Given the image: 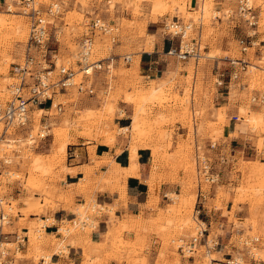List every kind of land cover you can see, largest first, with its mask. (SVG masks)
I'll list each match as a JSON object with an SVG mask.
<instances>
[{"label":"rangeland","instance_id":"rangeland-1","mask_svg":"<svg viewBox=\"0 0 264 264\" xmlns=\"http://www.w3.org/2000/svg\"><path fill=\"white\" fill-rule=\"evenodd\" d=\"M40 1L46 5L50 2V0ZM151 1H153L155 13L158 11L162 14L169 11V9L170 12H173V7H171L172 9L165 8L167 4L163 0ZM172 1L174 4L179 5L182 12L180 17L185 23L192 22L194 24L196 22L198 24L201 20L204 23L202 34L203 57L198 61L199 63L194 58L181 60V63L185 65H180V69L189 72V75L181 81L185 85L182 96L178 91L176 93L170 91L171 89L169 88L173 87L174 81L171 84H168L167 81L158 84L157 80L152 79L155 76L148 74L142 68L140 58L136 55L139 50L137 48L138 45L135 46L133 41L146 38L148 42L150 36L144 30L141 22L130 21L116 15V4L122 2V0H111L109 2L108 0H98L96 4L93 3L94 0H60L63 15L54 19L55 26L52 27L53 32L57 31L59 41L53 40L50 45V52L55 50V54H58L59 57V63H71L78 69L76 59L81 38L88 29L87 24L94 17L99 16L108 21L113 30L108 33L97 31L92 59H101L104 67L107 64H111L110 72L108 73L107 70L103 69L91 77L96 88L94 94L86 91L81 92L76 86L66 93H59L55 98V103L62 102L64 104L62 112H57L55 106L50 109V102L45 105H32L31 115L33 122L29 131L26 129L16 130L11 134L3 135L2 126H0V197L4 200L3 207L9 215L16 214L18 211L17 202L10 201L5 196L9 183L21 180L24 182L25 188L32 191V193L39 191L47 197L54 195L55 191L60 189L59 182L62 179L61 173L65 169L64 161L68 156L69 143L76 142L79 138L99 140L101 138L106 139L107 135H109L115 141L116 136L119 134L132 136L131 158H134L137 156V142L157 141V137L162 141L169 140L173 129H169L168 126L178 120L183 123L187 130L186 135L182 139L183 144H181L183 151L177 161V165L183 171L181 191L169 193L170 202L172 203L169 204L166 214L162 211L159 216L152 217L151 221L153 222L151 224H142L137 221L132 222L131 225L126 221L118 224L114 230L118 235L114 243L122 250L123 247L129 245L122 238L125 230H134L139 233L147 231L159 233L162 237V248L160 255L157 256V264L169 262L168 258L172 259L170 264H221L220 261L225 262L227 259L232 258L231 256H221L217 252V250L222 248L221 243L212 248L211 252H208L206 246L203 245L205 243L204 238L201 243H198L196 251L191 255L185 254L180 248L182 240L190 241L193 236L198 235L201 225L207 227V224L202 220V213L198 216L195 211V207L199 204V189L202 188L204 192H211L214 184L219 181L211 183L206 181L204 176L199 173L196 149L199 146L200 153L207 155L211 160L212 167L215 170H219V166L214 160V151L223 153L219 140L222 135L221 126L227 120L226 115L220 111L217 122L207 121L205 117L206 108L202 107L200 102V97L203 93V81L199 78L195 85L194 77L197 70L202 72L210 68L207 60L209 55L213 57L217 54H227L237 58L242 56V52L245 53L249 50L251 60L243 74L247 75L251 90L257 87L264 88V71L260 70L259 67L257 68V65L264 64V59L262 61L254 59L253 55L256 48H247L246 51H243V44L241 43V40H244L247 46L250 45L251 37L255 34V28L259 27V31L264 32V2L263 0H251L256 12L259 4H262L263 8L258 24L251 27L238 13L239 1L235 6H228L224 14L215 9L214 0H204L198 12L188 14H186V0ZM131 2L134 3V0ZM206 4L207 9L204 6ZM93 9H97L96 12ZM140 11V5L135 4V16L140 15L142 12ZM214 17L235 20L238 24L234 27L236 29L235 35L232 42L229 43L230 50L214 49L210 53H206L205 47L208 44L210 34L213 32L211 24ZM0 18V97H6L8 86L13 81L11 71L13 63L21 62L24 57L30 34V21L26 15L21 13L19 8L14 12H8L4 5L0 7ZM173 18V14L165 19L160 18L163 28L165 22ZM130 29L137 30L132 32ZM191 35L194 37L197 32L193 29ZM114 37L116 38L115 41ZM122 37L123 40L125 39L124 42H121ZM147 42L145 47L146 50H149ZM119 45H121L122 50L114 52V49ZM126 55H131V61H125L124 57ZM80 80H82V73H78L76 77L77 82ZM209 86L206 87L208 93L212 89ZM212 91L215 90L212 89ZM262 95L264 94L253 95V92H250L249 103L264 101L260 99ZM255 96L259 100H254L253 97ZM193 101H195V107ZM128 103L134 106V122L131 130L121 128L118 124V116L126 115L120 107L125 108V105L122 104ZM40 107H45L46 109L39 111L38 108ZM249 108H241L239 115L249 119L252 130L259 135L258 148L262 151L264 150V137L262 135V132H264V121L261 116L255 113H250L251 115H249ZM45 113L48 116H45ZM45 121L50 123L49 136L38 144H32L29 133L37 134L41 123ZM57 130H64L67 133V141L66 139L64 141L65 137L59 139ZM206 137L210 140L209 142L206 144L200 142L197 145V138L202 140ZM60 141L67 143L65 151L60 146ZM212 141L217 142L219 145L215 150L209 145ZM60 147L61 151L59 150ZM156 147L157 145L154 148L155 154H157ZM245 160L247 159H242L241 164L238 166L243 176L238 187L235 188L234 201L235 203L242 201L250 204V218H247L242 224L245 227L244 232L235 237L238 241V252L234 254L233 258L247 264L249 263L248 257H251L252 254L256 258H264V223H259L257 218L260 214L264 216V207H262L264 206V165ZM124 169L128 172V168ZM218 186L217 199L222 198L225 194L229 197L228 191H225L226 188L222 185L220 186V184ZM47 197L45 201L49 203L50 200ZM39 200L34 199L33 195L28 198L27 210L41 212L44 205H41ZM235 209L236 205L231 210V216L235 215ZM98 210V207H93V205L89 204L79 206V217L84 219L88 216V224L82 228L81 225L64 221L60 225V234L70 237L84 231H90L96 224L94 215ZM235 220L239 223L238 218ZM52 222L53 219L49 221L39 220L36 227L42 230L43 225ZM237 226L239 225L237 224ZM63 227L69 228V232L64 231ZM4 230L10 232L8 224L4 227ZM216 230H212L209 235L211 244L217 239L218 233L222 231L220 227L216 228ZM40 235L41 233L39 232L37 236ZM246 237H259L260 240L249 248L243 244V239ZM15 245L14 243L7 244L8 247ZM145 246V243L141 245V249H144ZM137 253L136 251L135 255H127L129 262L132 264H147L149 257L146 255L138 256L136 255ZM165 253L168 254L167 257ZM115 257L118 260L123 259L119 255Z\"/></svg>","mask_w":264,"mask_h":264},{"label":"crops","instance_id":"crops-1","mask_svg":"<svg viewBox=\"0 0 264 264\" xmlns=\"http://www.w3.org/2000/svg\"><path fill=\"white\" fill-rule=\"evenodd\" d=\"M131 1L122 0L117 3L116 15L130 21L141 22L150 36L148 42L146 38L133 41L135 46L138 45L139 50L136 55L140 58L142 68L148 74L155 76L152 79L157 80L158 84L163 81L171 84L174 81L173 87L169 88L170 91L174 93L178 91L182 96L185 85L181 81L189 75V72L182 71L180 65L185 64L169 54L168 51L178 45L179 39L166 35L160 22V18H168L172 14L173 19L184 21L180 17L182 12L179 5L174 4L172 0H163L167 4L165 8L173 7V12L169 9L161 14L158 11L154 12L151 0H134V3ZM203 1L186 0V14L198 12ZM214 1L215 9L224 14L228 6H235L239 0ZM97 2L98 0H94L93 3ZM135 4H139L142 11L138 16H135L134 12ZM2 5L3 0H0V7ZM261 5L259 4L257 9L258 22L263 11ZM94 10L96 12L97 9ZM236 24L238 23L235 20L214 17L211 24L213 32L210 34L205 52L210 53L214 49L230 50L229 43L235 35ZM258 28L254 30L255 36L251 37L248 49L255 47L253 57L262 61L264 59V32L259 31ZM203 29L202 20L198 24L194 23V31L197 32L195 37L200 40L201 44ZM130 30L133 32L137 29ZM121 39V42H124L125 39L123 40V37ZM146 42L149 50H146ZM121 45L115 48L114 52L121 51ZM51 54L58 56L54 50ZM207 58L210 68L202 72L197 70L194 77L195 85L199 78L203 81L201 106L206 108L207 121L217 122L220 111L226 115L227 120L222 126L220 125L222 135L219 145L223 153L214 151V160L221 174L220 179L217 184H214L211 192L199 189L198 205L202 208V220L208 226L206 235L209 236L212 230L215 231L218 227L222 229L217 235L222 248L217 252L221 256L233 257L238 252V241L235 237L244 232L245 227L242 224L250 218V204L234 201L235 188L238 187L243 176L238 166L244 158L247 159L245 161L264 165V150L260 151L258 148L259 135L252 130L249 119L239 114L241 108L250 107L249 115L255 113L264 121V101L249 103L250 92H253V95H261L264 94V88L257 87L251 90L250 81L247 75L243 74L244 72L237 79L231 77L234 68L238 67V65H233L232 61L239 58L250 63L249 50L242 52V56L237 58L227 54H217L213 57L209 55ZM258 67L264 71V64L257 65ZM208 86L215 91L210 89L208 93L206 89ZM193 103L195 107V101ZM122 105H125V108H120L126 115L118 116L119 127L131 130L134 122V106L129 103ZM168 127L173 129L169 140L162 141L157 137V141L137 142L139 167L136 173L126 172L124 169L131 165L132 136L119 134L111 144L102 138L99 140L79 138L76 142L69 143L70 149L68 147V156L64 161L65 169L61 173L62 179L59 182L60 189H57L50 197L39 191L32 193L25 188L21 180L9 183L5 196L10 201H16L18 207L17 213L10 215L9 239L14 241L17 234L26 236L18 250H11L9 264H132L127 255H135L136 251L138 256L149 257L147 264H157V256L160 255L162 248V237L159 233L125 230L122 238L129 245L121 250L114 243L118 237L114 230L118 224L125 221L129 225L134 221L151 224L152 217L159 216L162 211L166 214L169 204L172 203L169 193L181 191L183 171L177 165V161L183 151L181 144H183L182 139L187 130L178 120ZM262 135L264 137V132ZM209 141L207 137L202 140L197 138L196 143L197 145L200 142L206 144ZM155 145H157V154L154 153ZM219 184L226 188L225 191H228L229 197L225 194L217 199ZM32 195L34 199H40L41 205H44L39 213L27 210V200ZM46 197L50 200L49 203H46ZM87 204L99 208L94 215L96 224L93 229L70 237L60 234V225L64 221L75 220L79 216V206ZM235 205V215L231 216V210ZM236 218L239 219V223L235 220ZM257 218L259 223H264V216L260 214ZM50 219H53V222L45 224L42 229L44 231L36 227L39 220L49 221ZM39 232L41 235L37 236ZM144 243L146 246L141 249ZM165 254L167 257L168 254ZM116 255L122 256L123 259L118 260ZM248 258L251 264H264V258L256 260L252 257ZM168 259L169 262L164 264L171 263L172 259Z\"/></svg>","mask_w":264,"mask_h":264},{"label":"built area","instance_id":"built-area-1","mask_svg":"<svg viewBox=\"0 0 264 264\" xmlns=\"http://www.w3.org/2000/svg\"><path fill=\"white\" fill-rule=\"evenodd\" d=\"M3 5L8 12H14L17 8L21 13L26 15L30 21V34L25 49L24 57L21 62L13 63L11 68L13 81L8 86L6 97H0V126H2V134H11L16 130L26 129L29 131L33 122L31 115L32 105H42L50 102V109L56 107L57 112H62L64 104L62 102L55 103V98L59 93H66L72 87L76 86L81 92L95 93V86L91 77L100 70L110 72L111 64L104 67L101 59L93 60V52L95 46V35L97 31L108 33L113 30L108 21L102 17H94L87 25L88 29L84 32L79 51L77 53L76 63L78 69L71 63H59V57L54 56L50 52V45L53 40L59 41L57 31H52L55 26L54 19L63 15L62 3L59 0H50L46 5L40 0H3ZM238 13L244 18L247 23L253 27L258 24V15L251 0H239ZM194 29L192 22L185 23L179 19H171L165 22L164 33L174 38L179 39L177 46L172 47L168 52L170 55L177 57L180 60L194 58L195 61L203 57L202 44L198 38L192 37L191 31ZM115 41V37L113 38ZM242 50L246 51L248 46L244 40ZM55 51V50H54ZM50 54V56H49ZM125 61H131V55L124 57ZM249 62L243 59L232 61L233 65H238L231 73L233 79L240 77L241 73L247 70ZM78 73H82V80L76 81ZM254 100H259L257 96ZM264 100V95L260 97ZM45 110V107H43ZM45 116H48L45 113ZM238 119V117H234ZM50 123L45 121L41 123V127L37 134L29 133V138L32 144H38L40 141L49 136ZM218 143L211 142V148L217 149ZM196 158L199 163V173L202 174L206 181L215 183L220 178V171L212 167L210 158L200 153L199 146L197 147ZM7 162V160H6ZM4 200L0 197V264H9V255L11 250H18L19 245L25 240L24 234H17L13 241L9 239L10 232L4 230V227L10 222V215L3 207ZM196 215L200 216L202 208L197 205L195 207ZM89 217L81 219L79 216L73 220V224L81 225L83 228L88 224ZM45 225L42 227L44 228ZM60 229V228H59ZM208 226H200L198 235L193 236L190 241L182 240L180 248L185 254L191 255L197 249L198 243H201L204 238L207 251L211 252L212 248L220 244L217 237L213 243H210ZM259 237H246L243 239V244L246 247H251L257 243ZM12 241L15 246L8 247ZM257 259L252 254L251 256ZM221 264H245L242 261L231 258L227 261H220ZM247 264H251L250 262Z\"/></svg>","mask_w":264,"mask_h":264},{"label":"bare ground","instance_id":"bare-ground-1","mask_svg":"<svg viewBox=\"0 0 264 264\" xmlns=\"http://www.w3.org/2000/svg\"><path fill=\"white\" fill-rule=\"evenodd\" d=\"M206 3H208V2H206ZM205 6V9H207L206 7H207V4L206 5H204ZM162 10V9H161ZM204 10V9H203ZM160 13V12H159ZM0 20H1V18H0ZM132 100V99H131ZM38 110L39 111H43V108H38ZM139 123V122H138ZM59 130V129H58ZM57 130V135H58V137H59V139H62V138H64V141H65V139H66V141H67V137H66V135H67V133L63 130H60V131H58ZM67 131V130H66ZM108 137L105 139V141L107 142V143H109V144H111V143H114V138H112L111 136H109V135H107ZM69 140V139H68ZM6 142H8V141H6ZM61 142V141H60ZM66 144L67 143H63V142H61V147H62V149L65 151V148H66ZM61 147H60V151H61ZM59 148V147H58ZM138 167H139V163H138V160H137V156H135L134 158H131V165H130V167L128 168V172H133V173H136L137 171H138ZM32 183V182H31ZM64 228V231H68L69 232V228H67V227H63ZM61 229H62V227H61ZM111 232H112V230H111Z\"/></svg>","mask_w":264,"mask_h":264}]
</instances>
